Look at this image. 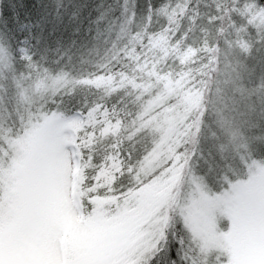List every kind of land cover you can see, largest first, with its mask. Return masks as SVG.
I'll return each instance as SVG.
<instances>
[{
	"label": "snow or ice",
	"instance_id": "obj_1",
	"mask_svg": "<svg viewBox=\"0 0 264 264\" xmlns=\"http://www.w3.org/2000/svg\"><path fill=\"white\" fill-rule=\"evenodd\" d=\"M95 11L0 0V264H264V0Z\"/></svg>",
	"mask_w": 264,
	"mask_h": 264
},
{
	"label": "trees",
	"instance_id": "obj_2",
	"mask_svg": "<svg viewBox=\"0 0 264 264\" xmlns=\"http://www.w3.org/2000/svg\"><path fill=\"white\" fill-rule=\"evenodd\" d=\"M63 2L67 4L68 0H63ZM101 2L102 0H77V3L86 5V7L83 8L80 18L72 24H69V16L75 9L68 8L67 12L61 10V20L56 13L55 0H25L24 8L19 7L17 0H5V15L11 21L12 13L15 11H19L22 20L25 19V14L29 13L28 19L34 24L39 22L40 25L33 28L35 34L40 35L43 29L45 42L55 48L57 41L65 45L73 39L77 40V43L81 42L84 30L89 26V18H95L97 15L95 8ZM108 3H113V0H106V5ZM140 3L143 4L144 0H140ZM77 25L81 26V31L79 34H74L73 29ZM41 46L43 47V44Z\"/></svg>",
	"mask_w": 264,
	"mask_h": 264
}]
</instances>
